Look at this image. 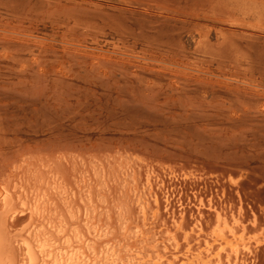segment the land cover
Returning a JSON list of instances; mask_svg holds the SVG:
<instances>
[{
    "label": "rangeland",
    "instance_id": "1",
    "mask_svg": "<svg viewBox=\"0 0 264 264\" xmlns=\"http://www.w3.org/2000/svg\"><path fill=\"white\" fill-rule=\"evenodd\" d=\"M0 25V183L24 158L119 152L178 264L218 251L214 205L247 231L238 262L264 264V0H0Z\"/></svg>",
    "mask_w": 264,
    "mask_h": 264
},
{
    "label": "bare ground",
    "instance_id": "2",
    "mask_svg": "<svg viewBox=\"0 0 264 264\" xmlns=\"http://www.w3.org/2000/svg\"><path fill=\"white\" fill-rule=\"evenodd\" d=\"M127 156L59 152L14 163L0 183V264H178L175 252L183 240L176 236L182 233H154L159 214L151 219L149 209L158 203L157 193L151 195V177L146 172L144 184L145 172ZM209 209L216 217L211 238L220 243L218 251L210 245L204 258L187 246L179 264H240L241 247L233 240H242L246 228L243 234L235 227L242 224L239 218L230 219L215 205ZM174 215L171 222L183 230L184 217ZM199 215L194 231L204 233Z\"/></svg>",
    "mask_w": 264,
    "mask_h": 264
}]
</instances>
